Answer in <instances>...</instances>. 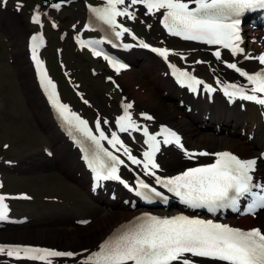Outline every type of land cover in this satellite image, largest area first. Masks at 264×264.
<instances>
[{"label":"snow or ice","instance_id":"snow-or-ice-1","mask_svg":"<svg viewBox=\"0 0 264 264\" xmlns=\"http://www.w3.org/2000/svg\"><path fill=\"white\" fill-rule=\"evenodd\" d=\"M138 5L143 6L147 16L155 17L162 13L159 23L169 35L218 46L213 52L217 60L222 59L221 49H227L233 57L243 55L244 59L258 61L261 66L250 72L238 66V62L224 61L226 67L238 73L246 83L221 82L217 79V85L220 86L217 88L206 84L187 70L169 64L172 74L181 86L193 92L200 86L208 93L221 90L230 102L240 99L264 106V52L252 56L241 47L242 17L258 9L264 10V0H103L99 6L87 5L90 18L84 29L95 25L105 31L106 26L109 34L100 39L82 40L77 37V42L90 48L94 56H103L119 73L128 65L106 54L99 46L107 43L114 48L133 47L131 44H117L115 41H119L125 34L132 35L129 28L118 22V18L135 20ZM50 6L59 9L61 4L53 3ZM22 7L18 0L17 10ZM31 20L39 24L40 13L35 12ZM53 27L56 25L53 24ZM43 46L44 38L41 34L31 36L30 59L35 66L39 84L68 135L81 147L84 153L82 158L92 170L97 184L116 180L146 202L151 203L157 199L168 202L169 197L164 191L158 190L139 176L136 177L134 187L122 179L119 174L120 167L127 165L116 154L120 153L131 165L142 166L143 174L154 177L155 185L171 193L189 208L206 209L212 214L228 208L239 211L243 200L245 204L242 214H250L255 218L258 212L264 210V182L254 180L257 158L242 159L229 151H189L184 147L180 135L172 129L162 125L158 132L150 133L147 126L137 124L130 112L132 103L121 104L123 114L115 118L116 130L111 131L110 135L102 127V123L109 124L107 119L101 122L98 118L93 132L88 121L72 111L69 105L61 102L57 86L40 58ZM138 46L150 48L165 61L175 54L173 50L165 47H151L143 40L139 41ZM181 58L184 59L182 54ZM141 115L147 120L153 119L145 113ZM133 131L142 132L143 143L147 146L140 153V158L133 155L132 149L118 135H131ZM103 141L107 142L111 151L104 146ZM162 144H175L189 160L197 156H214L215 159L212 163L189 167L176 175L160 176L157 175L160 165L156 162V155ZM2 187L3 184L0 183V188ZM21 198L31 197L26 194H0V221L10 219V207L6 201ZM84 252L87 254L80 260V264H195L193 257L207 258L222 264H264V229L255 227L245 230L214 219L183 214L161 217L143 213L115 229L98 244L96 250ZM0 253L17 260L42 264H54L56 258H74L80 255L72 251L19 244H0Z\"/></svg>","mask_w":264,"mask_h":264},{"label":"rangeland","instance_id":"rangeland-1","mask_svg":"<svg viewBox=\"0 0 264 264\" xmlns=\"http://www.w3.org/2000/svg\"><path fill=\"white\" fill-rule=\"evenodd\" d=\"M35 1V0H33ZM27 7V6H26ZM0 174L3 187L0 191L10 193L18 191H27L32 199L29 201H17L13 202V212L16 215H27L30 218L29 222H26L22 226H6L0 230V240H21L33 242L29 237L15 239L13 236L15 233L22 232L32 225H46V226H67L71 220H75L79 216H91L92 219H98L99 214L110 211L98 202L99 198L94 201L86 192L88 190V184L86 183L81 187L80 182L71 178L68 175L57 171L56 165L58 162L55 157L50 158L45 155L43 148L53 147L50 144L47 130L43 127L41 121L37 118L33 107V101L29 97V91L27 90V83L23 82L21 72L17 69V57L12 51V45L9 37L4 34L5 25H9V16H16L18 20H21L24 25V34L19 38V43L22 45L23 60L26 61V52L24 47V38L29 31L35 29L27 22L26 8H23L19 13L15 12L10 6L4 10H0ZM83 9L81 4L75 3L69 8L64 9L58 18L62 26L70 24L71 20L82 19ZM140 17L137 18L135 24L137 29L145 35L154 37L156 29L145 30L144 24ZM3 30V31H2ZM49 37V45L44 50V54L47 56L53 73L59 77V70L54 57V47L59 44L57 40V33L49 29L46 30ZM157 37L155 39H159ZM156 40V41H157ZM64 46L63 57L68 66L75 69L76 79L81 82L82 88L86 91L87 96L91 99L93 107L100 109L103 113H111L113 107L116 105V101L119 93L116 94L114 102L109 99L107 92L110 85L105 84L100 76H92L89 71V66H94L96 69H100V65L95 61L88 59L85 54H79L74 52L69 41L62 43ZM189 48L194 46L188 44ZM186 46V45H184ZM147 59H140L141 56L135 55V58H139L132 61L131 71L123 74L122 78L125 80V86L122 94L134 99L136 110H147L153 113L156 117V122L164 121L160 119L153 111L143 105L140 106V102L133 95L139 92L143 97H140L145 102V95L149 94L152 98L159 97V95L170 96L166 99V105L168 109L175 110L176 114H181L186 120L189 117L194 118L197 122L200 119H206L207 114L195 113L193 110L187 112L183 106H178L177 99L175 98L176 91L171 88L170 82L167 80L165 69L160 62L148 54ZM128 58V57H127ZM128 58V59H129ZM157 60L158 70L156 67L155 73L149 75L148 68L145 65L147 60ZM89 64V65H88ZM29 66V65H28ZM205 70V66H202ZM29 74L32 79V71L29 69ZM165 79V81H164ZM119 80V76H118ZM120 81V80H119ZM158 81L165 85L159 86ZM121 83V82H120ZM122 84V83H121ZM35 86V84H34ZM62 86L66 89L65 82L62 80ZM137 96V95H136ZM64 98L73 102V95L69 92ZM110 106L112 110L110 111ZM87 114L93 116L92 107L84 108ZM107 112H104V111ZM225 115H230L228 118L220 116L219 119L213 122L202 121L203 126L200 128L199 137H192L191 143H187L188 146L195 148L211 146L207 144V138L216 133H220L225 137L235 138L236 147L235 150H242L246 145L244 141H248L247 133L250 130H258V133L252 142L261 141V132L263 127L257 128L259 123L258 116L256 114L247 116L246 112L240 111L238 108L224 109ZM117 111V110H116ZM209 115V114H208ZM234 117V120L230 122L233 129H236L234 135H229L227 130L223 129V123L229 122ZM203 117V118H202ZM212 119V116L209 115ZM218 122V126H214ZM247 124L249 127L247 128ZM256 125V127H255ZM216 129V130H215ZM243 129L245 130L242 134ZM4 144L7 145L4 148ZM228 147H231L230 143H227ZM233 148V147H232ZM69 153V152H68ZM165 155H169L170 160L178 155L171 150H168ZM76 157V152L75 155ZM163 163V158L160 159ZM4 161H10V164H5ZM51 168L52 171L47 173V169ZM85 177L86 173L84 172ZM93 222V221H92ZM96 226L93 222L86 226H81L82 229L87 230ZM52 244V243H47ZM57 245V244H56ZM60 248H65L63 245H57Z\"/></svg>","mask_w":264,"mask_h":264},{"label":"bare ground","instance_id":"bare-ground-1","mask_svg":"<svg viewBox=\"0 0 264 264\" xmlns=\"http://www.w3.org/2000/svg\"><path fill=\"white\" fill-rule=\"evenodd\" d=\"M161 14H157L155 17L152 16L153 20L150 21L151 27L155 29L158 28L160 32V28L157 25ZM0 14V19H1ZM9 25H5L4 34L9 37L10 43L12 45V51L16 54L18 59L17 61V69L21 72L23 82L27 83V90L29 91V97L33 101V107L37 118L41 121L43 127L47 130L48 138L50 140L51 145L54 148L53 156L55 157L58 164L56 165V170L62 172L65 175L70 176L71 178H80L78 181L85 184L86 179L82 177L84 172L81 170V162L78 160V154L75 155V149L71 148V146L66 142L64 137L61 135L58 127L56 126L52 113L49 110V107L46 105L45 101L43 100L42 96L39 93L37 85H33L31 80V76L28 70V61L23 60V53H22V45L19 43V38L22 34H24L25 25L21 20H18L16 16H9ZM74 22V21H72ZM3 31V30H2ZM24 46L26 45V38L24 39ZM250 55L249 52H247ZM135 55L141 56L140 59H147L148 55L145 52H135L131 54V58H134L133 61L139 59L135 58ZM234 59L242 60L247 65H254L257 64L254 60H246L244 59L243 55H238ZM239 62L240 64H243ZM148 68L149 75H153L155 73L156 67L158 70V64L155 60H147L145 65ZM259 66V65H258ZM257 66V67H258ZM31 69V67H29ZM32 71V69H31ZM129 71V70H128ZM127 72V71H125ZM125 72H121L119 75L123 76ZM33 77V72H32ZM34 79V77H33ZM122 82H125L123 78H121ZM159 86L165 85L160 81L157 82ZM133 95L137 98L140 102V106L146 105L151 111H153L156 115L159 116L160 119H166V121L173 126L178 127L184 134L186 141L189 143L193 142L192 137H199L200 131L198 122L194 120L192 117H189V121L186 119L177 118L175 110L168 109V105H166L167 97L163 95H159V97L152 98L149 94L145 95V102L140 98L143 97L139 92H136V95L133 92ZM142 103V104H141ZM198 106L205 109L209 106L206 100H201L195 104V108ZM215 114L218 115L221 110L217 107V104L214 105ZM231 133L234 130H230ZM197 137V138H198ZM235 138L232 137H225L223 135H211L207 138V144L213 148L210 151H215L218 149L224 148L227 143H231L232 147L235 146ZM254 145L250 144L243 148L245 150V154L243 156L248 157L252 156L253 150L251 147ZM194 148V147H191ZM69 152V153H68ZM251 153V154H250ZM170 160H166L163 165L162 169L164 170V174H175L180 170L181 167L186 165L187 163L184 162L181 158L178 159L176 164H171ZM47 173L51 172L52 169L48 168ZM258 173L264 174V166L259 165ZM82 187V185H81ZM117 197H119V192L116 191ZM101 200V204L107 208L112 206H117L118 208L113 209L112 211H107L99 214L98 219H93L92 221L96 224V226L89 228L87 230L82 229L78 224L71 221L67 226H46V225H32L31 228H28L22 232L15 233L13 236L15 239H20L29 237L35 243L39 242H46L52 243L57 245H63L66 249L72 250L75 253L80 255L67 260L70 264H80V260L83 258L84 255L87 253L84 250L94 251L96 250L98 244L103 241L114 229H116L122 222L128 220L130 216L134 214L132 210L124 209L117 200H109L105 198H99ZM86 218L84 216L78 217V219ZM242 221L251 224L255 223V225L264 224V213L257 216L256 219H252L250 216H243L241 217ZM91 222V223H93ZM90 223V224H91ZM3 241H13V242H29V241H21V240H2ZM31 243V242H29Z\"/></svg>","mask_w":264,"mask_h":264}]
</instances>
